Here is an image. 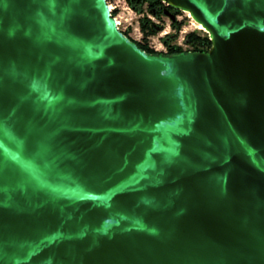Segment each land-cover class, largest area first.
<instances>
[{
    "label": "water",
    "instance_id": "obj_1",
    "mask_svg": "<svg viewBox=\"0 0 264 264\" xmlns=\"http://www.w3.org/2000/svg\"><path fill=\"white\" fill-rule=\"evenodd\" d=\"M164 1L208 50L0 0V264H264V0Z\"/></svg>",
    "mask_w": 264,
    "mask_h": 264
},
{
    "label": "trees",
    "instance_id": "obj_2",
    "mask_svg": "<svg viewBox=\"0 0 264 264\" xmlns=\"http://www.w3.org/2000/svg\"><path fill=\"white\" fill-rule=\"evenodd\" d=\"M130 4L135 7L139 12H150L151 14L161 17L163 14H166L165 7H172L164 0H129ZM117 9L112 11V14H116ZM182 9L180 10V12ZM179 12V13H180ZM179 13L177 15H179ZM184 20L174 19L172 20V26L174 27V32H166L160 38L163 41V44L166 46V50L157 49L156 46L152 45L149 42V35L159 33L164 30V25L155 22L149 14H145L140 18V25L143 31V36L140 39H137L129 33V37L135 41L141 48L146 50L148 53L152 54H172L182 51H203L208 50L212 46V39L208 33H201L199 30L193 29L186 32L184 37L185 44H188V47H184L178 42H174L175 39H178L180 35V29L182 28Z\"/></svg>",
    "mask_w": 264,
    "mask_h": 264
},
{
    "label": "rangeland",
    "instance_id": "obj_3",
    "mask_svg": "<svg viewBox=\"0 0 264 264\" xmlns=\"http://www.w3.org/2000/svg\"><path fill=\"white\" fill-rule=\"evenodd\" d=\"M123 4V3H121ZM130 4V3H129ZM124 5V4H123ZM132 6V5H130ZM145 14H149V16L157 23L163 24L164 29H167V31H161L159 33L155 34H150L148 39L149 42L154 45V46H163V41L161 40L160 36L164 35L165 32H174L175 29L172 26V17L169 14H163L161 17H157L153 14H151L149 11L148 12H139L135 7L132 6L130 7H123L118 6L117 11H116V17L118 22V30H120L122 33H124L127 37L129 35L140 39L143 36V31L141 29L140 25V18L141 16H144ZM114 17V16H113ZM175 19H182L184 20L182 27L186 28L188 31L196 29L199 30L201 33H208L209 32L202 26V24L198 21H196L192 15L191 12L186 11L182 9V11L179 13V15H175ZM129 35H127V33ZM130 38V37H129ZM178 39H175L174 42H178ZM162 44V45H161ZM184 46V45H183ZM189 45L186 44L185 47H188Z\"/></svg>",
    "mask_w": 264,
    "mask_h": 264
},
{
    "label": "bare ground",
    "instance_id": "obj_4",
    "mask_svg": "<svg viewBox=\"0 0 264 264\" xmlns=\"http://www.w3.org/2000/svg\"><path fill=\"white\" fill-rule=\"evenodd\" d=\"M103 2V7H104V11L107 17V20L109 22V25L111 26V29L113 30V33L115 34L116 38L118 40H120L124 45H125V37L124 35H122V33L118 30V22L117 18L114 16L113 14H111L110 12V4L107 0H102ZM184 10L191 12L192 17L200 22L202 24V26L210 33V35L212 36V38H215V33L214 30L212 28V26L205 22L202 18H200L195 12H193L192 10H190L188 7H184ZM132 42V41H131ZM133 43V42H132Z\"/></svg>",
    "mask_w": 264,
    "mask_h": 264
},
{
    "label": "built area",
    "instance_id": "obj_5",
    "mask_svg": "<svg viewBox=\"0 0 264 264\" xmlns=\"http://www.w3.org/2000/svg\"><path fill=\"white\" fill-rule=\"evenodd\" d=\"M108 2H109V4H110V11H111V13H112V11L113 10H115V9H117V7L118 6H123V7H130V8H132V6H130L131 4H129L130 2H129V0H107ZM121 3H123V4H121ZM116 15V14H115ZM115 15H113V16H115ZM116 17V16H115ZM117 18V17H116ZM163 31H167V29H164ZM186 32H188V30L186 29V28H181L180 29V35H179V41H178V43L179 44H182V45H184V47H185V42H184V37H185V34H186ZM166 33V32H165ZM162 45V44H161ZM156 48L157 49H163V50H166V46L165 45H163V46H156Z\"/></svg>",
    "mask_w": 264,
    "mask_h": 264
},
{
    "label": "flooded vegetation",
    "instance_id": "obj_6",
    "mask_svg": "<svg viewBox=\"0 0 264 264\" xmlns=\"http://www.w3.org/2000/svg\"><path fill=\"white\" fill-rule=\"evenodd\" d=\"M169 9H170V11L173 12L175 15H177V14L180 12V10H181L180 8H176V7H173V6H172V7L169 6ZM166 14H167V13H166Z\"/></svg>",
    "mask_w": 264,
    "mask_h": 264
}]
</instances>
